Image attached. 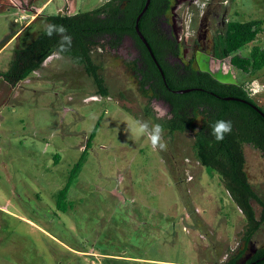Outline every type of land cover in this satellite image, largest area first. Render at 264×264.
Wrapping results in <instances>:
<instances>
[{
  "label": "rangeland",
  "instance_id": "rangeland-1",
  "mask_svg": "<svg viewBox=\"0 0 264 264\" xmlns=\"http://www.w3.org/2000/svg\"><path fill=\"white\" fill-rule=\"evenodd\" d=\"M34 1L44 0H28ZM104 1L51 0L24 26L28 12L14 4L20 0H0V71L45 27V12L73 14ZM207 1L172 0L162 26L178 39L180 54L167 59L192 60L222 81H246L251 75L235 59L253 45L220 60L211 54L210 34L207 41L198 38ZM231 1L229 20L264 17V0ZM93 56L104 66L110 96L97 94L85 70L59 54L16 86L0 76V264H222L243 246L244 220L220 174L196 158L193 132L163 128L166 151L125 132L136 119L123 105L160 125L170 111L166 102L153 100L146 113L147 98L125 64L138 56L131 38L116 49L97 47ZM254 76L264 84V67ZM99 119L69 191L71 208L61 211L56 195ZM244 153L250 181L264 199V158L250 144ZM254 206L260 218L262 206ZM262 245L264 222L247 253Z\"/></svg>",
  "mask_w": 264,
  "mask_h": 264
},
{
  "label": "trees",
  "instance_id": "trees-1",
  "mask_svg": "<svg viewBox=\"0 0 264 264\" xmlns=\"http://www.w3.org/2000/svg\"><path fill=\"white\" fill-rule=\"evenodd\" d=\"M145 3L146 0H106L91 10L45 16V27L25 46L16 48L8 70L0 71V76L9 85L16 86L37 70L43 69L44 62L57 53L67 56L70 63L81 66L92 78L97 94L107 97L111 93L103 74L104 66L96 62L94 51L97 47L116 49L126 36L132 37L138 56L126 60L125 64L133 71L141 94L147 98L146 113L151 114L153 100H162L169 105V116L162 127L170 134L177 131L193 132L196 158L202 165L220 174L224 188L243 215L240 232L243 246L230 252L222 264H264V245L251 254L247 253L253 235L264 222V199L250 181L244 153V145L250 144L264 158V106L247 89L246 85L250 81H222L210 70L195 68L192 60L189 63L168 60V54H180L176 37L162 26L172 0H151L139 26L162 65L165 80L135 28ZM263 23L264 17L245 21L230 20L225 30L215 33L212 56L225 59L239 49L252 45ZM48 24L65 26L67 34L72 38L68 51H58L60 36L54 34L49 37L45 31ZM235 63L242 71L254 76L264 67V44L253 45L250 53L235 59ZM189 87L197 89L184 93L174 91ZM122 107L135 119H139L132 112L133 109L125 105ZM221 119L232 122V131L225 135L223 141H217L212 135V125ZM100 122L99 119L91 131L82 156L72 167L68 181L56 195V205L61 211L71 208V185L83 165L85 153L92 144ZM254 202L263 208L260 218Z\"/></svg>",
  "mask_w": 264,
  "mask_h": 264
},
{
  "label": "clouds",
  "instance_id": "clouds-1",
  "mask_svg": "<svg viewBox=\"0 0 264 264\" xmlns=\"http://www.w3.org/2000/svg\"><path fill=\"white\" fill-rule=\"evenodd\" d=\"M45 31L49 37H52L54 34L60 36L59 52L63 53L70 49L72 38L67 34L65 26L48 24ZM231 131L232 122L229 120H217L212 125V135L217 141H223L225 135L231 133ZM125 132L130 133L133 137H146L153 150H167L168 145L164 139V129L158 123H150L149 121L136 119L130 125H127Z\"/></svg>",
  "mask_w": 264,
  "mask_h": 264
},
{
  "label": "flooded vegetation",
  "instance_id": "flooded-vegetation-1",
  "mask_svg": "<svg viewBox=\"0 0 264 264\" xmlns=\"http://www.w3.org/2000/svg\"><path fill=\"white\" fill-rule=\"evenodd\" d=\"M231 2V0H208L207 3H205V8L202 12V18L200 21V34L198 38L199 40L206 39L205 41H207L210 34V50L213 45L215 33L225 30L228 22L230 21L227 19V16L230 11ZM126 37H129L133 40V38L130 36ZM177 42L179 43L178 39ZM196 42L198 43V41ZM170 56L174 55L170 54Z\"/></svg>",
  "mask_w": 264,
  "mask_h": 264
},
{
  "label": "crops",
  "instance_id": "crops-1",
  "mask_svg": "<svg viewBox=\"0 0 264 264\" xmlns=\"http://www.w3.org/2000/svg\"><path fill=\"white\" fill-rule=\"evenodd\" d=\"M51 1V0H50ZM49 0H44V1H41V2H39V1H34V2H31V3H29L28 2V0H25V2L23 1V0H20V2L22 3L21 5L20 4H18V3H14L15 4V6L16 7H18V8H20V9H22V11H26V12H28V13H26V14H23V16H24V19H25V23L26 24H24V26H26V25H28L30 22H32L34 19H35V17L38 15V14H40V13H42V12H44L45 10H46V8H47V6L49 5V2H50ZM13 4V5H14ZM44 15L45 16H47V15H49V14H47L46 12L44 13ZM23 26V27H24ZM22 27V28H23ZM20 31V30H19ZM16 34H17V32L16 33H14L13 35H12V37H11V39L12 38H15L16 39ZM57 54V53H56ZM56 54H53V55H56ZM50 58V57H49ZM259 77L258 76H251L250 78H247V81H257V79H258ZM20 83V82H19ZM264 89H262V91L261 92H259V93H257V94H255L254 95V97H256L255 99L261 104V105H263L264 104ZM258 98V99H257Z\"/></svg>",
  "mask_w": 264,
  "mask_h": 264
},
{
  "label": "water",
  "instance_id": "water-1",
  "mask_svg": "<svg viewBox=\"0 0 264 264\" xmlns=\"http://www.w3.org/2000/svg\"><path fill=\"white\" fill-rule=\"evenodd\" d=\"M150 2L151 0H146V3L144 5V8L142 9V11L139 13L138 17H137V21H136V25H135V28H136V31L137 33L139 34L140 38L142 39V41L145 43V45L147 46L150 54L152 55L156 65L158 66L160 72L162 73L163 75V78L166 80V75H165V72L162 68V65L160 64L159 60L157 59L156 55H155V52L151 46V44L149 43V41L147 40L146 36L143 34V32L141 31L140 29V26H139V21L142 17V15L145 13V11L148 9L149 5H150ZM193 89H197V88H193V87H189V88H180V89H175L174 91L178 92V93H184V92H188V91H191ZM225 98H234V97H225ZM263 113V112H262ZM264 114V113H263ZM264 258V257H263ZM252 264H255V262H253Z\"/></svg>",
  "mask_w": 264,
  "mask_h": 264
},
{
  "label": "built area",
  "instance_id": "built-area-1",
  "mask_svg": "<svg viewBox=\"0 0 264 264\" xmlns=\"http://www.w3.org/2000/svg\"><path fill=\"white\" fill-rule=\"evenodd\" d=\"M24 18V17H23ZM264 44V23L262 24V29L257 33V36L252 42V45H263ZM247 89L252 95H255L262 91L264 84H259L257 81L248 82L246 85Z\"/></svg>",
  "mask_w": 264,
  "mask_h": 264
}]
</instances>
